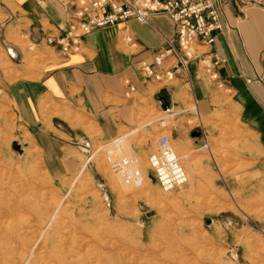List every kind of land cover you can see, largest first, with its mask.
<instances>
[{"label":"rangeland","instance_id":"rangeland-1","mask_svg":"<svg viewBox=\"0 0 264 264\" xmlns=\"http://www.w3.org/2000/svg\"><path fill=\"white\" fill-rule=\"evenodd\" d=\"M15 63L0 54V264H82L85 253L103 264L130 257L143 264H264V151L258 161L226 89L211 83L214 100L206 110L197 102V112L188 96L167 113L158 99L144 100L142 122L116 137V157L136 160L146 175L136 186L107 161L106 151L117 152L114 140L97 141L92 122L78 113H52L69 114L55 123L79 136L66 139V150L39 146L5 92L19 77ZM163 137L186 172L181 189L165 190L152 177L149 160ZM81 138L89 154L78 148Z\"/></svg>","mask_w":264,"mask_h":264},{"label":"crops","instance_id":"crops-1","mask_svg":"<svg viewBox=\"0 0 264 264\" xmlns=\"http://www.w3.org/2000/svg\"><path fill=\"white\" fill-rule=\"evenodd\" d=\"M73 3L74 0H0V54L8 53L17 61L14 72L19 75L5 92L16 116L32 128L34 140L43 149L64 151L68 147L66 139L79 138L55 123V119L64 120L62 116L69 115H53L58 109L69 112L70 117L78 113L92 122L96 140L106 143L142 122L144 100L167 97L173 109L179 108L182 98L188 96L205 110V104L214 100L213 85L206 81L197 60L188 68L191 89L181 71L172 82L162 83L147 81L140 75L141 61L153 64V54L165 46L166 39L177 41L174 25L166 15L154 16L147 24L129 21L96 30L84 37L80 52L61 54L53 40L66 31ZM226 3L230 27L217 35L213 46L201 50L225 58L226 63L219 68L220 77L227 85L230 103L241 124L251 133L250 140L260 152V158H255L261 161L264 0ZM128 34L136 46L125 42ZM160 109L166 113L161 105ZM49 116L51 121L44 122L43 118Z\"/></svg>","mask_w":264,"mask_h":264},{"label":"built area","instance_id":"built-area-1","mask_svg":"<svg viewBox=\"0 0 264 264\" xmlns=\"http://www.w3.org/2000/svg\"><path fill=\"white\" fill-rule=\"evenodd\" d=\"M226 6V0H74L73 5L70 4L68 27L53 42L61 54L68 56L80 52L84 37L96 30L129 21L147 24L154 16L166 15L174 25L177 41L166 39L165 46L153 54V64L141 61L138 65L140 75L147 81L162 83L172 82L181 71L191 89L188 68L197 60L206 81L229 92L219 73V68L226 63L225 58L201 50L213 46L217 35L230 27ZM125 42L136 46L129 34L125 36ZM126 83L131 91L135 90L129 81ZM193 101L197 112V101ZM77 145L85 155L89 154L91 145L84 138L79 139ZM110 145L117 152L106 151L108 163L126 184H132L139 175L134 171L136 162L116 157L121 149L119 139ZM158 147V154L149 160L153 179L165 190L181 189L187 178L169 138L159 139Z\"/></svg>","mask_w":264,"mask_h":264},{"label":"bare ground","instance_id":"bare-ground-1","mask_svg":"<svg viewBox=\"0 0 264 264\" xmlns=\"http://www.w3.org/2000/svg\"><path fill=\"white\" fill-rule=\"evenodd\" d=\"M167 113V112H166ZM177 155V154H176ZM136 163H135V169H134V171L135 172H138L139 173V175L135 178V181L132 183L133 185H136V186H141V185H143L144 183H145V181H146V175H141V172L138 170V162L136 161V160H134ZM184 172H185V170H183ZM185 175H186V172H185ZM186 178H187V176H186ZM153 202V201H152ZM43 218H44V216H43ZM43 225V224H42ZM46 225V224H45ZM48 225V224H47ZM45 227V226H44ZM43 227V228H44ZM48 227V226H47ZM48 230V229H47ZM46 230V231H47ZM35 232V231H34ZM41 232H43V231H41ZM45 232V231H44ZM25 233V232H24ZM50 233V232H49ZM53 233V232H52ZM30 234V233H29ZM40 234V233H39ZM45 234V233H44ZM42 236H43V233L41 234ZM40 235V236H41ZM48 235H50V234H48ZM41 236V237H42ZM45 236V235H44ZM44 236L42 237V238H44ZM28 237V236H27ZM48 237V236H47ZM50 237V236H49ZM20 238H22V237H20ZM40 239V240H43V239ZM56 240V239H55ZM39 240H37V242H38ZM48 242V241H47ZM47 242H45V243H47ZM27 243V242H26ZM41 242L39 241V243H36V247L38 248V245L40 244ZM43 243V242H42ZM49 243V242H48ZM56 243V242H55ZM38 244V245H37ZM24 245V244H23ZM45 245V244H44ZM43 244H42V246H44ZM47 245V244H46ZM57 245V244H56ZM52 246H54L53 244H52ZM48 247H49V245H48ZM60 247V246H59ZM22 248H24V246L22 247ZM34 248V247H33ZM61 248V247H60ZM84 248V247H83ZM50 249V248H49ZM86 249H88L87 248V246H86ZM86 249H85V251H86ZM22 250V249H21ZM26 250V249H25ZM33 250H35V249H33ZM32 250V251H33ZM84 250V249H83ZM26 251H28V250H26ZM59 252V251H58ZM27 253V252H26ZM29 253H30V251H29ZM60 253V252H59ZM32 254H33V252H32ZM35 254V253H34ZM34 254H33V256H34ZM54 254V253H53ZM35 255H37V253L35 254ZM57 257H58V255H56ZM62 256V255H61ZM97 256V255H96ZM142 256V255H141ZM21 257V256H20ZM139 257V256H138ZM143 257V256H142ZM53 258V257H52ZM144 258V257H143ZM142 258V259H143ZM21 259V258H20ZM36 259V258H35ZM62 259H63V257H62ZM92 259H93V261L91 260V257L90 256H88L87 255V253H85V255H84V257L82 258V264H94V262L97 260V261H99V263L98 264H103L102 263V258H96L95 260H94V258L92 257ZM144 260V259H143ZM146 260V259H145ZM35 261V260H34ZM37 261H39V260H37ZM46 261V260H45ZM38 263V262H37ZM143 263H145V262H141L139 259H132L131 257L129 258V259H126V260H124V261H116V262H112V264H143ZM155 263V262H154ZM63 264H64V262H63ZM149 264V263H148Z\"/></svg>","mask_w":264,"mask_h":264},{"label":"water","instance_id":"water-1","mask_svg":"<svg viewBox=\"0 0 264 264\" xmlns=\"http://www.w3.org/2000/svg\"><path fill=\"white\" fill-rule=\"evenodd\" d=\"M9 53H10V50H9ZM10 55L13 57L12 54H10ZM159 102L161 103V108L164 112H168L171 110V105H170V102H169L167 97H160ZM192 137L193 138H199L200 133L199 132H193ZM210 223H211V221H208V224H210Z\"/></svg>","mask_w":264,"mask_h":264}]
</instances>
